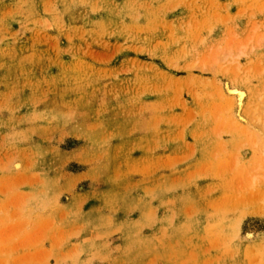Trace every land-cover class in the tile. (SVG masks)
Returning a JSON list of instances; mask_svg holds the SVG:
<instances>
[{"label":"rangeland","instance_id":"1","mask_svg":"<svg viewBox=\"0 0 264 264\" xmlns=\"http://www.w3.org/2000/svg\"><path fill=\"white\" fill-rule=\"evenodd\" d=\"M0 264H264V0H0Z\"/></svg>","mask_w":264,"mask_h":264},{"label":"bare ground","instance_id":"2","mask_svg":"<svg viewBox=\"0 0 264 264\" xmlns=\"http://www.w3.org/2000/svg\"><path fill=\"white\" fill-rule=\"evenodd\" d=\"M234 90H235V89H234ZM234 90H233V91H234ZM233 91H231V92H233ZM234 92H238V91H234ZM234 92H233V93H234ZM237 94H238V93H237ZM240 95L243 97V93H240ZM240 95H238L239 98H241ZM241 99H242V98H241Z\"/></svg>","mask_w":264,"mask_h":264}]
</instances>
